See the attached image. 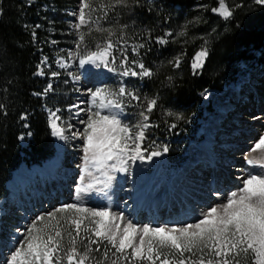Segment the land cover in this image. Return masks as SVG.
<instances>
[{"label":"trees","instance_id":"16d2710c","mask_svg":"<svg viewBox=\"0 0 264 264\" xmlns=\"http://www.w3.org/2000/svg\"><path fill=\"white\" fill-rule=\"evenodd\" d=\"M76 2L0 0V197L6 194L5 181L21 161L40 162L53 151L45 114L47 109L53 110L44 93L48 75L42 69L44 76H38L37 70L43 56L52 61L51 53L56 52L50 40L58 44L72 37V32H66V11ZM199 3L205 6L198 8ZM225 3L233 12L228 19L211 11L218 0H140L139 4L130 0L128 7L113 13L134 22L126 29L132 47L145 44L139 54L132 53V47L124 48V53L129 57L128 67H135L131 64L135 59L153 72L152 77H133L136 86L132 92L140 99L158 101L149 114L153 127L146 131L142 145L148 151L168 147L156 161L172 162L171 158L180 156L176 144L181 148L193 140L204 114L201 92L220 90L234 80L238 66H252L264 59V6L255 0ZM237 4L243 6L235 7ZM168 32L172 36H166ZM162 35L167 44L156 43ZM201 47L209 55L203 69L193 75L192 58ZM178 56L181 65L176 68L169 61ZM145 107L146 100L141 109ZM172 123L177 127L171 128ZM26 133H31L30 139L21 147L18 138Z\"/></svg>","mask_w":264,"mask_h":264},{"label":"snow or ice","instance_id":"6c2138e0","mask_svg":"<svg viewBox=\"0 0 264 264\" xmlns=\"http://www.w3.org/2000/svg\"><path fill=\"white\" fill-rule=\"evenodd\" d=\"M115 2L121 4L126 0H115ZM136 3L139 4L140 0H136ZM255 3L264 6V0H255ZM242 6L235 5V7ZM110 7L114 5L101 2L99 10L107 16ZM95 11L97 9L91 7L90 0H80L78 23L74 27L79 30L82 26L88 25ZM211 11L225 19L233 15L226 6L225 0H219V6L212 8ZM91 31L89 29V33ZM95 31L107 33L104 44L98 45L95 51L81 57L79 49L86 37L83 32H79L76 41L77 51L74 55L81 57L79 59L81 67L85 64H95L97 67L103 65L109 71H114L115 69L110 67V63H117L114 50L118 45L112 39L114 33L102 27H97ZM35 35L33 32L34 38ZM165 35L172 36V33L168 32ZM179 35H186V32H180ZM156 43L164 45L168 40L162 35L156 38ZM124 47L123 44L119 45L121 50L119 64L123 68L120 75L152 77V70L143 62L133 59L131 64L135 67L127 66L129 57L124 53ZM144 47L145 44L141 43L132 47L131 52L139 54L138 50ZM208 55L206 47H201L195 53L191 62L193 75L199 74V70L203 69ZM169 63L179 68L181 59L178 56ZM61 67L67 65L61 62ZM37 74L44 73L40 71ZM51 75L55 77L59 73L52 72ZM73 78L79 79L78 76ZM52 87L48 84L44 93L50 91ZM87 91L91 97L89 108L71 106L78 109L77 115L80 112L87 113V119L80 121L85 125L82 132L73 135H79L83 140L85 172L91 175L87 167L90 163L106 179H96L94 183L78 188V201L81 199V194L95 189L97 185L106 188L113 178L110 171H127L126 165L129 160H151L169 151L166 145L162 150L153 151L141 147L143 141L147 139L146 131L153 127L149 122V114L157 107L156 98L145 97L146 107L139 112L140 120L135 125L129 126L119 118L124 107L119 98L128 96L131 100L138 101L140 100L138 94L129 91L125 86H120L115 92L109 90L107 86ZM42 94L37 93V95ZM109 97L113 98L109 99ZM97 101H99L98 105ZM94 107L107 109L108 114L93 110ZM52 115L54 116L55 113ZM168 115L182 119L172 112ZM21 119H26V116H22ZM58 119L59 117H56V120ZM56 120L50 123L52 134L61 140L67 139L66 129L57 124ZM73 127L72 124H68L67 130L71 131ZM170 127L176 128L177 125L172 123ZM152 144L155 145V141ZM257 150L264 151V135H261L250 149L252 152ZM146 151L148 155L145 157L143 153ZM109 161L115 162L110 164ZM247 163L257 164L264 169V156L259 159H249ZM213 195L220 197L222 202L208 207L195 222L183 223L179 226L175 224L141 226L122 213H112L109 206L88 208L82 203L63 204L52 211L37 215L23 230L22 236L15 242L16 246L0 264H86L90 260H95V264H137V262L139 264L145 262L146 264H241V258L247 259L249 253L253 264H264V171L256 174L249 172L242 178L241 186L237 191L227 194L217 191ZM69 211L73 213L70 217L59 215ZM85 221L88 223L85 224ZM20 232L21 230L17 229V233ZM65 234L68 238L67 244H65ZM93 245L95 248L92 247ZM101 245H104L103 250ZM81 247L83 251L80 250ZM94 253H99L100 258L97 259Z\"/></svg>","mask_w":264,"mask_h":264},{"label":"rangeland","instance_id":"374dc122","mask_svg":"<svg viewBox=\"0 0 264 264\" xmlns=\"http://www.w3.org/2000/svg\"><path fill=\"white\" fill-rule=\"evenodd\" d=\"M101 2L114 5V7L108 8L107 16H104L103 12L99 10ZM129 2L130 0H126L125 3L117 4L115 0H90L91 7L97 9V11L92 13L90 18L91 22L88 25L82 26L77 30L74 27V25L78 23L77 16L80 6V0H77L74 6L66 11V32H72V37L66 40H60V43L58 44L53 40H50V45L53 47L52 50L56 51L51 53L52 61H49L46 56L41 58L37 73L42 71V69H45L48 75L47 86L48 84L53 86L52 89L47 92L48 95H46L48 96V102L53 106L52 111L46 110L49 126L52 120H56V117H59V119L56 120L57 124L66 129L65 136L67 139L61 140L53 134L51 135L54 141V146H60L63 150V158L61 161L62 167L61 171H59L60 181L59 184L52 180L44 181L41 184V191L38 192L37 189H33L30 184H25L22 186V188H24L22 192H19L18 194L21 195L19 198L13 196L11 182L6 183V189L9 193L5 198L0 199V262L4 260L5 256L10 254V250L16 246L15 242L22 236L23 230L37 215L52 211L63 204L82 203L88 208L109 206L112 213H122L126 218H130L134 223L141 226L144 224H149L153 227L164 225L171 226L173 224L179 226L183 223L195 222L201 216L202 212L208 207L221 203L222 199L213 195V193L216 192L214 189L215 182H213L216 180L214 173L212 174L210 172L205 174L206 178L209 179V182L197 181V183H204L206 186L208 183V186H210L209 188L206 189L201 186L200 188L193 190L190 182L187 179L183 180L185 177L184 169L187 165H191L196 159H198V153L202 151L204 144L207 143L208 140L212 139L211 142L216 141L219 128L215 127L216 125L214 124H217L219 119L220 121L223 120V111L234 110L230 114L229 122H225L224 120L220 122V124H223L221 127H224L225 129L234 122H249L248 124L241 125H245L244 133L243 135L241 134V140H236L233 137V133L222 134V136H220L222 138L221 141L227 139L226 137L230 135V139H235L232 144H223L225 146L234 145L238 147L228 153L229 155L231 154L230 156L236 155L234 157H237L239 161L232 166L233 168L238 169L234 172L229 169V166L224 165L225 163L220 164L221 167L223 166L220 170L224 173V176H227L228 179L231 180L230 182L232 183L224 184L223 182H218L217 185L220 187L219 192L227 194L231 191H237L241 186L242 178L246 177L249 172L256 174L264 171V169H261L257 164L247 163L249 159H259L264 156V151L262 150H257L256 152L250 151L258 138L261 135H264L263 59L262 61L254 63L251 67L243 64L238 66L235 80L224 85L221 90H204L200 93V98L202 100L201 105L208 106L210 111L206 112L205 118L198 131V136L200 135L202 139L207 137L211 132V128H213L212 134L209 136L208 140L204 141L205 143L202 147L199 145L201 148L197 146V143L190 142L180 155V160L178 161L176 158L174 159V162L176 164L178 163L177 169L173 168L174 165L164 166V164H167L168 162H162V166L159 168L158 164H155L154 166L148 159L129 160L126 165L127 171H110V175L113 178L108 182L106 188L102 185H97L95 189L81 194V199L79 201L77 200L78 188L89 183H94L96 179L104 180L106 178L100 172L96 171L95 167L90 163L87 164V167L89 172H91V175L85 172L86 162L83 151V140L79 135H73V133L82 132L85 125L80 123V121L87 119V113L80 112L79 115H77L76 113L78 109L71 106L79 105L80 108H89L91 105V97L90 93L87 91L88 89L95 90L97 87L107 86L109 90L115 92L120 86H125L129 91L134 90L136 86L134 78L132 76H121L120 72L123 71V68L119 64V56L121 52L119 45H125L124 48H131L133 46L127 37L126 29L130 27V25L132 26L134 22H132V20L128 21L129 17L127 16L117 17L116 14H113L118 10H121V8L123 9V7H128ZM196 6L202 8L205 5L199 3ZM87 11L88 10H86V12ZM86 19H88L87 16ZM97 27L110 29L114 33L112 39L118 45V49L114 51L115 56L117 57V63H110V67L114 68V71H109L108 68L103 67V65H100L99 67L95 64H85L83 67L79 65V59L83 55L95 51L98 45L102 46L105 42L104 37L107 33L95 31ZM89 29L92 30L90 33ZM79 32H83L86 37L85 42L79 49L81 57L74 55L77 51L76 41ZM61 62L66 64L67 67H61ZM52 72H58L59 75L53 77L51 75ZM74 76H78L79 79H74ZM249 79L252 80L249 81ZM242 83H245V86L242 87L243 90L241 89L239 92L237 88H239ZM236 96L238 102L234 103L233 101ZM112 98L113 97H109V99ZM119 99L124 104L122 115L119 118L124 124L129 126L135 125L140 120L139 112L143 111L141 108L145 102V98L142 97L140 100L136 101L125 96ZM232 99L234 100L232 101ZM98 104L99 101H97V105ZM246 109H248L249 113L253 112L255 109H257V111H255V115L251 114L248 118H243L244 112H247ZM93 110H99L102 114H108L107 109L94 107ZM53 113H55L54 116L52 115ZM68 124L74 126L71 131L67 130ZM26 136H28V134ZM26 140V137L20 136L19 143L26 145ZM177 144L176 152H178L179 149L181 150V148L177 147ZM196 146L197 154L194 153ZM56 151L59 152V148ZM192 157H194L193 160H191ZM114 162L115 161H109L110 164ZM201 166L206 167L203 164H201ZM47 169V165H44L42 170L48 172ZM135 170L140 185L142 184L141 188L147 189L148 193L146 192V200L153 198L154 195L155 197H158L160 193H162L163 196L167 194L165 198L173 197L176 200V208L174 211L168 213L170 209H165L164 207L158 215H154L155 213H153V215H147V218L145 213L140 212V214L144 215V218H140L141 216L139 217L138 215L136 216L139 218L134 216V210L131 202H129V192L132 187L131 173ZM198 171L202 173L203 169H198ZM198 176H201V174H198ZM179 180V184H183V186H181V188H175L173 192H171ZM51 182H53L55 186L52 185ZM17 192L18 190L16 189V193ZM163 196H161V198H163ZM161 198L157 199V201L162 200ZM59 215L70 217L73 213L69 211L68 213H61ZM45 223H47V220ZM87 223L88 221H85V224ZM40 226L43 227V225ZM17 229L21 230L19 234L17 233ZM67 239V235L65 234V244H67ZM92 247L95 248V245ZM103 247L104 245H101L102 250ZM80 250L83 251V248L81 247ZM94 255L97 259L100 258L99 253H94ZM109 255L111 257V252ZM86 264H95V260H90L89 262H86ZM137 264H139V262H137ZM241 264H253L251 253H249L247 259L241 258Z\"/></svg>","mask_w":264,"mask_h":264},{"label":"bare ground","instance_id":"6f19581e","mask_svg":"<svg viewBox=\"0 0 264 264\" xmlns=\"http://www.w3.org/2000/svg\"><path fill=\"white\" fill-rule=\"evenodd\" d=\"M234 99H232L233 101ZM231 101V102H232ZM252 101V99H251ZM234 103L238 102V99H237V96L235 98V100L233 101ZM247 112H244V117L243 118H248L249 115H255V111H257V109L253 110V112H250L248 111V109H246ZM234 110H230V111H223V114H224V118L223 120L225 122H229L230 120V114L233 112ZM221 120V121H223ZM246 120V119H244ZM220 119H219V122L217 124H214L216 125L215 127L219 128V132L217 133V138H216V141L215 142H211L212 139L208 140L207 143H205L204 141L200 144V146L202 147L203 144H204V147L202 148V151L200 153H198V159H196V161L194 163H192L191 165H187L184 169V172H185V177L183 180H188L190 182V185H191V188L193 190H195L196 188H200L202 186V188H209L210 186H208L209 184L207 183V186L204 184V183H197V181H202V182H209V179L206 178V175L207 173H210V165L208 164V162L202 158L203 156L205 155H208L212 158V163H214V167L211 171L214 172V177L216 180H214L213 182H215V186H214V189L215 191H220V187L219 185H217L218 182H223L224 184L228 183V184H231L232 182H230L231 180L228 179L227 176H224V173L220 170V168H222L220 166V164H223L225 163L224 165H227L229 166L231 169V171H235V170H238V169H235L233 168L232 166L234 164L237 163V161H239V159L237 157H234V156H230L229 155V151L231 150H234V149H237L238 147L234 146V145H231V146H225V145H228V144H232L234 143V140H238V139H242L241 137V134L243 135L244 133V128H245V125L241 126L242 124H248L249 121H242V123H237V122H234L232 123L231 125H229L228 128H224V127H221L223 126V124L221 123L220 124ZM234 134L233 137L235 138L234 140L233 139H230L228 135V137H226L227 139H223L220 137L222 136V134ZM212 138V137H211ZM215 139V138H214ZM225 143V145L223 144ZM199 146V147H200ZM200 147V148H201ZM58 153V154H57ZM57 154V155H56ZM199 156H201V158H199ZM194 157L191 158V160H193ZM57 162H59V152L56 151L53 155V157L47 162V170L48 172L51 171V168H53L54 166H56ZM201 164L205 165L206 167H203L201 166ZM135 166V165H134ZM133 166V167H134ZM226 166V167H227ZM135 168V167H134ZM198 169H203V172L200 173V171H198ZM219 169V170H218ZM242 172L244 173V171L242 170ZM198 174H201V176H198ZM209 175V174H208ZM131 189H130V192H129V195H130V198H129V202H131V205H132V208L134 210V216L138 215L140 218H144V215L143 214H140V212H143L145 214H147V212L151 211L152 213H155V215L159 214L162 209H170L168 211V213H171L172 211H174V209L176 208V200L172 197V198H161L162 200H159V203L157 201V205H158V211L156 210V208H153L152 209H149V206L146 207L145 211H143V206L145 204V201H146V192H147V189H142L141 188V185H140V181L138 179V176L136 174V170L133 171L131 173ZM207 179V180H206ZM46 182V181H45ZM52 185H54L53 182H51ZM51 185V186H52ZM55 186V185H54ZM173 192V191H171ZM148 193V192H147ZM21 196V195H19ZM173 196V195H172ZM158 198H155L153 200H156ZM163 201V202H162ZM172 209V210H171ZM148 210V211H147ZM138 216H136L137 218H139ZM135 217V218H136Z\"/></svg>","mask_w":264,"mask_h":264},{"label":"water","instance_id":"95a60500","mask_svg":"<svg viewBox=\"0 0 264 264\" xmlns=\"http://www.w3.org/2000/svg\"><path fill=\"white\" fill-rule=\"evenodd\" d=\"M226 4V3H225ZM219 6V0H218V4H217V6L216 7H218ZM226 6H227V4H226ZM228 7V6H227ZM229 8V7H228ZM230 10V9H229ZM215 13V12H214ZM218 17H220V18H223L222 16H220L218 13H215Z\"/></svg>","mask_w":264,"mask_h":264}]
</instances>
